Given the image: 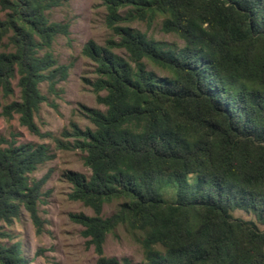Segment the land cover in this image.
Returning a JSON list of instances; mask_svg holds the SVG:
<instances>
[{
  "label": "trees",
  "instance_id": "trees-1",
  "mask_svg": "<svg viewBox=\"0 0 264 264\" xmlns=\"http://www.w3.org/2000/svg\"><path fill=\"white\" fill-rule=\"evenodd\" d=\"M66 1L0 0V44L10 47L0 52V93H13L16 73L21 89L4 114L20 113L37 134L34 117L46 100L40 85L55 92L73 66L51 51L70 23L48 11ZM104 2L118 39L89 41L83 53L97 63L91 86L105 109L85 107L92 127L73 125L72 133L91 174L65 173L70 197L94 211L74 216L96 264H264V0ZM157 17L181 46L120 23ZM53 157L46 144L0 147V238L10 237L4 224L23 207L41 230L46 178L31 174ZM113 201L119 208L103 216ZM237 209L255 219L234 217ZM120 225L141 244L143 262L105 255L107 235ZM0 264H26L21 241L0 239Z\"/></svg>",
  "mask_w": 264,
  "mask_h": 264
},
{
  "label": "rangeland",
  "instance_id": "rangeland-1",
  "mask_svg": "<svg viewBox=\"0 0 264 264\" xmlns=\"http://www.w3.org/2000/svg\"><path fill=\"white\" fill-rule=\"evenodd\" d=\"M125 12L126 8L121 9L123 17ZM5 14L6 12L0 8V18H4ZM48 15L53 21L70 23L69 35H58L51 51L60 64L73 62V66L68 77L56 84L55 92L49 90L47 82L40 85L46 100L41 103L39 112L34 117L39 134L31 132L22 124L20 113L14 111L11 116L4 114V106L21 100L17 73L12 79L13 93L8 96L0 93V147L8 146L9 141H15L17 145L46 144L54 155L31 174V177L36 179L46 178L42 187L43 194L38 203L43 224L38 231L30 213L23 207L19 219L12 225L4 224L3 229L10 233V237L0 239L4 242L21 241L26 264H96L98 254L94 245L89 244V237L83 234L84 225L74 216L80 213L92 216L94 211L82 201L70 197L69 193L73 186L66 179L65 173L74 171L87 176L91 174L90 168L84 164V152L74 146L73 125H78L82 129L92 127L85 114V107L105 109L96 101L91 86V81L98 76L97 63L83 53V48L89 41L106 45L110 38L118 39V36L106 24L107 6L104 0H67L49 10ZM161 20V17H157L148 23L123 19L120 23L140 29L157 40L181 46L183 41L175 34L161 30ZM4 43L0 44V52L7 48ZM7 50H10V47ZM116 51L126 55L125 50L121 48H117ZM149 69L162 73L151 64ZM57 139L63 143L60 145ZM166 193L170 200L173 189L166 188ZM120 203V201L106 203L103 207V216L108 217L116 212ZM232 214L234 217L255 219L253 214L239 209L234 210ZM259 226L264 228L261 224ZM104 252L107 256L128 257L135 262L144 261L141 244L124 225L118 226L107 235Z\"/></svg>",
  "mask_w": 264,
  "mask_h": 264
}]
</instances>
